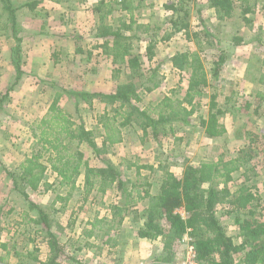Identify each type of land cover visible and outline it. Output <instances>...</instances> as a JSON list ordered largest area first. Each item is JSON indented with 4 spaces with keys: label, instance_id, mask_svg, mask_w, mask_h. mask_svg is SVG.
I'll list each match as a JSON object with an SVG mask.
<instances>
[{
    "label": "rangeland",
    "instance_id": "rangeland-1",
    "mask_svg": "<svg viewBox=\"0 0 264 264\" xmlns=\"http://www.w3.org/2000/svg\"><path fill=\"white\" fill-rule=\"evenodd\" d=\"M13 4L19 9L23 8V5L30 0H11ZM78 1V0H75ZM154 1V0H153ZM244 3L240 2L236 8L234 15L231 19L227 21L217 22L215 17L210 13L208 7L210 8L207 0H157V2H152L150 0H141L139 1L140 13L138 14L137 21L138 24H149L151 26L160 27L161 30L158 32V39L154 49L155 58L152 62L149 61L147 56V42L139 41L132 38L130 40L132 45L133 53L140 57L142 64V72L146 75H149V72H154L155 68L160 66V71L157 69L160 78H163L162 87L166 86L165 93L166 97H172L174 94L170 93L174 87L176 91H181L180 93H175L176 97L183 98L182 94V83L187 86V82L181 80L179 85L180 78L170 77L167 81L165 74H168L170 66L168 60L173 52L178 51H197L200 53L203 61L205 62L206 68L209 72L212 71L213 61L215 56L218 53V47L222 45L227 50V58L231 59L233 55V50L229 48L233 37H241L247 41L254 40L257 43V55L255 62L253 64L252 70L249 69L248 75L252 71V76L264 81V0H243ZM257 1V3H256ZM82 2V1H81ZM32 3V2H30ZM89 3V1L87 2ZM87 3H83L85 8ZM153 3V5H152ZM254 11L251 14L246 16L243 15V11L247 5H253ZM48 8H41L40 15L30 14L27 9H21L20 18L21 22H24V26L27 28L30 27V30L20 31V36L26 37L29 41L28 44L24 46L23 58L25 59V68L30 72L36 71L35 66L43 65L46 66L48 60L51 58L52 64L48 70L49 76L45 78H40L37 76H30L25 83H23V88L36 89L34 95L31 96V101L41 98L43 106H41V111L43 110L44 105H48V102H51L54 99L55 93H61L62 99L61 104L63 110L66 111L71 117L76 119H82L86 128H92V131L98 132L96 135V142L100 144L99 131L96 129L95 124V115L97 114L99 121V116L102 115V109L104 108L102 101L100 99L92 100V105L95 103V108L90 107V100L87 98L76 99L74 93H113L117 87L125 83L128 79L126 73L124 74H115V67L110 62L107 63L106 59H102V52L99 49V45L96 44L95 33H93L92 27H94V22L98 18H93L91 13L82 12L81 14H74V0H65L62 5L54 3V5L49 4ZM56 5V6H55ZM134 6L136 4H133ZM162 5L164 7H162ZM174 6L177 11L170 10L167 7ZM25 8V7H24ZM167 8V9H166ZM3 14L2 4L0 2V15ZM187 14V17H186ZM178 21L182 18L181 24H188L192 33H200L203 30L204 26L209 27L210 31L213 32V40H211L216 47L211 44L200 46L201 42H198L197 37L191 38L189 40L185 35L186 31L182 32H173L171 26V17H175ZM124 17V16H123ZM122 15L116 13L109 18V23L114 27H118L120 21H123L124 18ZM246 17L250 23H246L244 18ZM6 14L0 23V27H3V24L7 21ZM197 28V30H194ZM155 28H152V31ZM37 31L39 34H36ZM143 29H137L135 33L124 32L128 36L132 37L135 34H142ZM36 34V35H34ZM167 35H170L171 38L166 39ZM193 37V36H191ZM187 41H186V40ZM43 42L39 44V48L34 50L31 42ZM199 41H201L199 39ZM11 42L14 44L12 39L11 32H6L5 30L0 31V100L6 90L15 82V71L11 65ZM161 42V44H158ZM190 42L191 44H187ZM218 42V43H217ZM76 44V48L74 47ZM86 49V54H78L77 60H74V49L78 50L80 48ZM33 51H36V58L33 57ZM98 51V52H97ZM100 52V53H101ZM103 53V52H102ZM243 69V68H242ZM224 70V69H223ZM229 74V73H228ZM227 74V75H228ZM182 79V77H181ZM226 82L214 81L212 77V88H208V95L201 100V104L196 108V114L190 119L191 122L189 125L176 124L175 130L176 134L168 137H172L171 141L167 140V143L163 142L159 145V152L157 156L160 159H166L167 155L172 156L168 158L171 159V162L178 163L181 165V169L178 173L184 172L185 168L190 166V161L194 157V145L196 143L193 139L197 138L198 142L203 140V143L206 141L204 137H209L205 133L200 125L201 118H209V105H210V95L216 93L219 89L223 90L226 93L219 95V102L222 103L224 107L225 114L219 116V124L223 126L225 133L220 136H216V142L212 144H204L206 148L203 152L206 153V157L211 159H217L220 155L225 157H234L237 155L238 151L245 146V140L243 138H238L239 132L245 133L246 131H252L259 133L260 137L257 142L258 146L264 141V103L255 97V93L262 90L264 92V84L261 87H257L248 92H245V88L236 87L235 91L238 93H228V90L231 89L233 83L232 80H226ZM46 82L47 84H45ZM138 82V81H137ZM140 86L141 83L138 82ZM170 85V86H169ZM215 86V87H214ZM42 87L46 88V95L42 94ZM260 89V90H259ZM88 91V92H87ZM141 93V103L139 106L150 113L151 116L156 117L154 112L156 104H152L156 99L150 100L145 98L144 92ZM169 94V95H168ZM174 95V96H175ZM27 98V95L23 96L18 93V90L12 91L9 98L0 103V108L5 109V111H0V241L6 239L10 234L12 237L13 233L15 234L14 238L17 244L20 246L29 245L30 241L33 246L38 247L47 237L46 233L41 232L40 228H33L32 223H30V215L18 216V214L24 215L23 213H29L30 202L35 200L37 202L45 201L48 204L47 211L52 217V229L58 234L59 238H63L65 241H72L68 246L69 250L73 248L74 256L67 254L65 252V257L63 258V263L66 261V264H72L68 259L73 258L74 264H92L93 256L89 255L86 252V256L80 255L79 251L81 249H86V251H91V244L87 242H75L71 239L70 231L74 227V215L79 213L76 217L81 218V223H85L86 219H90L88 216L93 210V207L88 206L87 208H82L81 211L74 210V203L76 199L80 200L82 196L77 193L74 194V175L71 174V177L66 180L67 186L61 187V179L58 178V183L50 191L47 188L40 190V193H34L31 191L30 195L26 190L28 198L26 199L20 191H14L12 180L10 178V173L19 172V168L16 169V166L20 164V161L23 159L21 156L24 153H40L45 155L42 160L44 163L47 162V158L50 153L43 151L42 147L36 143V138L34 137V126H29L26 124L29 120H26L28 115H34L33 105L29 104L24 108L22 106ZM165 98V97H164ZM229 101V102H228ZM26 103V102H25ZM226 103V104H225ZM250 106H247V105ZM77 105V106H76ZM227 105V107H226ZM32 108V110H27V107ZM100 110H94L98 109ZM111 107V106H110ZM259 108L258 114H255L254 111ZM227 109V110H225ZM94 110V111H92ZM27 111V114L25 113ZM101 113V115H99ZM99 115V116H98ZM32 119V118H30ZM37 126V125H36ZM135 132L131 133V141L136 144V147H132V158L127 159L125 167H128L129 163H134L136 159L139 160L138 155L135 156L134 152L139 153L141 144L146 148V153L149 152L152 145L150 142L145 143L144 138L141 137L143 134L142 130L138 127H135V124L131 125ZM139 133V134H138ZM174 137H180L182 139L185 137L189 143H191V152H188L186 156L185 152H181L180 144ZM98 140V141H97ZM143 140V141H142ZM199 144V143H197ZM101 145V144H100ZM188 145V144H187ZM167 147V152L163 149ZM170 147V148H169ZM87 148V157L89 162L93 167L103 166V162H106V158L112 160V157H108L106 154L101 156L94 154L91 148L87 144L81 146V150ZM137 148V149H136ZM148 150V151H147ZM19 152V153H18ZM84 152V151H83ZM14 153L17 154L14 155ZM84 153V154H85ZM126 154V152H124ZM74 154V145L71 150L67 152V155ZM115 155V154H113ZM117 163H119V157L113 156ZM147 154L146 158H141V162H147L149 159ZM197 161H201V158L194 157ZM70 162L74 161V158L69 159ZM124 161V160H123ZM194 161V160H193ZM133 178L134 176L131 175ZM126 177V176H125ZM124 182L127 183V186L130 185L131 179L125 178ZM80 178V177H79ZM78 178V180H79ZM48 179H55L51 176H48ZM135 180V178H134ZM73 187V189H72ZM22 190L23 186L20 187ZM222 188V187H221ZM249 190L256 198L257 201L253 203L254 207L251 208L254 213L251 217L247 215V212L244 211L240 218L245 219L249 218L253 220H263L264 219V161L261 155L257 156L250 165L245 169H242L240 172L234 174V181L231 182L227 189V193H222L220 196V203L217 206V216L225 228L226 232L230 237L233 238L236 245H240L243 242V239L240 237L239 228L235 222V214H228L230 207L228 201L232 200L242 189ZM28 191V192H27ZM86 193V192H85ZM71 194V195H70ZM100 194V193H97ZM70 195V200L64 202L60 201L59 206L54 208L51 205L52 201L55 200L58 196L62 198H67ZM91 195V196H90ZM89 196L91 199L96 200L100 203L101 195L95 196V192H91ZM42 196V197H41ZM75 198V199H74ZM70 202V203H69ZM33 203V202H32ZM35 203V202H34ZM98 206V205H97ZM101 208V206H98ZM15 210V213L8 214L9 211ZM32 215H36L35 211L31 212ZM54 217V218H53ZM21 220H23L21 222ZM80 226V225H79ZM136 229L138 230L142 226V221L139 220L135 223ZM100 232L104 231V225L101 226ZM73 228V229H72ZM36 229H39L40 232L36 233ZM81 228L77 227V230ZM17 230V232H13ZM80 230L78 232H80ZM39 237V239H37ZM67 238V239H66ZM104 239L100 240V246L98 248L99 252L102 253L103 247L101 242ZM75 243V244H74ZM35 244V246H34ZM164 251L160 252V249L153 250L149 246L142 247V252L139 253L138 261L136 264H177L184 258V248L181 244V240L176 241L172 245L164 243ZM167 246V250H166ZM71 253V251H68ZM78 252V253H77ZM91 253H93L91 251ZM238 260L241 258V255H237ZM32 263V262H31Z\"/></svg>",
    "mask_w": 264,
    "mask_h": 264
},
{
    "label": "trees",
    "instance_id": "trees-1",
    "mask_svg": "<svg viewBox=\"0 0 264 264\" xmlns=\"http://www.w3.org/2000/svg\"><path fill=\"white\" fill-rule=\"evenodd\" d=\"M0 2L3 10V14L0 15V23L4 14L7 18L3 27H0V31L11 32L15 41V45L11 48L10 58L15 71V82L1 97L0 103H2L10 97L12 91L23 79L25 72L23 68V40L19 36L18 9L11 0H0ZM207 2L216 11L221 22L231 19L240 2L244 3L243 0H207ZM256 3L247 5L243 15L253 13ZM37 5L38 2H33L28 4V7L34 10ZM167 8L177 11L174 6ZM118 10L128 12L130 18L128 22L121 21L120 27H113L109 23V18ZM135 10L137 9L133 5V0H111L108 3L102 1L94 9L98 16L95 37L103 41L99 48L104 56L117 67L115 74L126 73L128 77L125 83L119 85L110 94L74 93L76 99L87 98L90 100V106L92 100L100 99L113 108L111 114L106 112L99 117V126L104 131L100 133L101 146L96 142L98 132L87 130L83 121H80L79 124L73 121L72 117L58 105L62 99L61 93L55 95L50 108V117L39 121L33 129L36 143L42 147L43 151L50 153L47 162L61 179V187L67 186L66 180L71 177V174L76 177L74 184L80 176H84L86 196L93 191L104 195L114 185H117L126 200L125 206L134 204L135 199L132 198V193L118 168L108 161L103 162L102 167H93L85 159V154L80 149L81 146L87 144L98 156L106 154L109 148L122 142V129L132 124L140 128L144 136L150 133L157 142L175 135L176 124L189 125L190 119L197 112L196 108L201 104L200 99L208 95V88H212L209 74L211 73L213 79L218 81L220 73L227 64V50L222 45L218 47L211 72L207 70L199 52H178L171 58V62L173 68L182 75V80L187 82V91L183 98L173 95L162 99L154 110L156 117L151 116L148 111L139 106L141 103L139 90L150 93L162 86L163 78H160L157 73V69L159 71L161 69V64L155 68L154 72H149V75L143 73L140 57L133 53L130 40L134 38L148 42L147 56L152 62L155 58L154 49L161 28L150 24H138L134 15ZM244 20L246 23H250L246 17ZM181 23L182 18L178 21L171 20L174 33L186 31L187 38L191 40V38L197 37L196 40L201 42L200 46L211 44L216 47V44L211 41L214 35L209 27L204 26L200 33L191 35L190 26ZM153 27L155 30L152 31ZM137 29L144 31L142 34H135L132 37L124 33H135ZM169 38L171 36L167 35L166 39ZM242 44L243 38L233 37L229 45L237 47ZM77 52L81 53L80 49ZM137 81L141 83L140 86ZM254 96L264 103V92H257ZM217 99L216 93L210 95L209 118L200 119V125L209 137L225 133L218 119L226 111L219 108ZM3 110L5 111L0 108V111ZM259 110L257 108L254 111L255 114H258ZM238 134L240 136L238 138L245 140V146L238 151L236 156L227 158L220 155L217 159L202 162L198 167L190 165L185 168L180 177L165 171L160 189L152 195L148 192L145 193V197L149 199V205L141 214L142 226L138 231V236L141 239L149 241L162 239L166 245L167 243L172 245L188 235L192 239L198 260L202 264H264V219L252 221L249 218H240L244 211H248L247 215L250 217L254 214L251 208L254 207L253 203L257 201V198L244 188L232 200L228 201L230 207L228 214L236 215L235 222L239 228L240 237L243 239L240 245L235 244L217 216L220 196L222 193L229 195L227 186L234 181V174L245 169L259 155L264 161V141L259 146V142H257L262 136L252 131L239 132ZM73 145L74 154L68 156L67 152ZM44 156L41 152L34 153L21 164L19 172L10 173L14 191H20L26 199L28 198L25 192L27 189L37 191L42 183L47 189L52 187L46 183L47 167L41 161ZM71 158H74L73 162L69 161ZM21 186L24 187L23 190L20 188ZM70 195L66 199H69ZM57 199L65 200L59 196ZM29 206L38 215L37 219H30L33 228H40V231L47 235L46 241L50 257L45 264H62L61 260L65 257V251L59 238L52 231V220L48 211L32 202ZM112 210L114 211L113 216L117 217L122 214L121 208L114 207ZM104 223L105 220L96 221L88 236H93L95 234L93 231L98 227L101 230ZM119 224H122V221ZM36 230V233L40 232L39 229ZM108 241L111 240L108 239ZM1 246L6 249V245ZM237 255H241L239 260L236 258ZM165 262L168 264L169 261Z\"/></svg>",
    "mask_w": 264,
    "mask_h": 264
},
{
    "label": "crops",
    "instance_id": "crops-1",
    "mask_svg": "<svg viewBox=\"0 0 264 264\" xmlns=\"http://www.w3.org/2000/svg\"><path fill=\"white\" fill-rule=\"evenodd\" d=\"M63 1L65 2V0H30L29 2L25 3L23 5V8H17L15 5V7L18 9V26H19V30L23 31V30H30V27H26L24 26V22H21V18H20V11L21 9H27L30 14H34V15H40L41 14V8H48L49 4L54 5V3L60 4L62 5ZM82 1V2H81ZM89 1V3H87ZM102 1L105 2H110L111 0H78L75 1L74 0V14H81L82 12H86V13H91V15L93 16V18H98V16L95 14V7ZM139 1L141 0H133V4H136L134 7H136L137 10L134 11V15L136 17V19H138L137 15L141 14L140 13V7H139ZM152 2H157V0H150ZM30 2H38V5L36 6V8L34 10L30 9L28 7V4H30ZM83 3H87V7L85 8ZM153 5V3H152ZM56 6V5H55ZM25 7V8H24ZM162 7H164L162 5ZM167 9V8H166ZM208 10L210 11V13L215 17V19L217 20V22H221L216 14V11L214 9H212L211 7H208ZM120 14V16L122 15V17L124 18V21H129L130 15L128 14V12L124 11V10H118L115 11L114 14ZM113 14V15H114ZM112 17V16H111ZM110 17V18H111ZM175 17H171L170 20H175ZM121 22V21H120ZM222 23V22H221ZM148 24V23H147ZM150 24V23H149ZM98 25V19L97 21L94 22V27H92L93 29V33H96V28ZM112 25V24H110ZM113 26V25H112ZM114 27V26H113ZM118 27H120V24L118 25ZM194 27H190V31H192L191 29H193ZM194 30H197V28H195ZM36 34H39V32L37 31ZM34 34V35H36ZM20 36V34H19ZM23 40L22 42V47H23V51H24V46L26 44H28V40L26 39L25 35L22 37L20 36ZM186 38V35H185ZM13 39V38H12ZM186 40V39H185ZM14 41V39H13ZM94 41H96V44L99 45V47L103 44L102 40H98L97 38L94 39ZM187 41V40H186ZM187 44H191L190 42H186ZM39 44H43V42H31V45H33V49L36 50L39 48ZM147 44L149 45V43L147 42ZM158 44H161V42H159ZM15 45V41L14 44L11 42L10 45V49ZM147 45V47H148ZM74 47L76 48V44H74ZM232 49L233 50V55L231 57V59L227 58V64L226 66H224V70H222V72L220 73L219 76V80L218 82H226V80H234L233 83H231L233 86L231 87L230 90H228V93H238V91H235L236 87H241V88H245V92H248L249 90H252L255 88H257L258 86L261 87L262 84H264V81L259 80L255 77L252 76V71L251 73L248 75L249 69L252 70L253 64L255 62V59L257 57V55H255L257 53V43H255L254 40L251 41H247L246 39L243 38V44L241 46H230L228 45V50ZM100 49V48H99ZM227 49V48H226ZM78 50L74 49V60H77L76 58L78 57ZM81 53L80 54H86L89 52H86V49L84 48H80ZM98 52V51H97ZM101 52V51H100ZM98 52V54H101L100 56L103 58L102 59H106L107 63H111V60L106 58L104 56V54L101 52ZM178 52H182V51H178ZM178 52H173L170 56V59L168 60V64L170 66V69L168 71V74H165V77H167V81H169L170 77H176V78H180L179 80V85L181 84V77L182 75L180 74V72L176 69L173 68L172 62H171V58L176 55ZM33 57L36 58V51H33ZM37 59V58H36ZM264 60V59H263ZM25 62V59L23 58V63ZM52 64V60L51 58L48 60L46 66H35L34 69H36V71L34 72H30L29 70H27V68H25V63L23 65L24 68V72L25 75L23 77V79L20 81V83L18 84V86L14 89V92H16L18 90V93L21 94L23 96L27 95V98L24 100L25 102L22 103L24 106V108H26V106H28L29 104L33 105V112L35 111L34 115H28V117L26 118V120H29V122H27L26 124H28L29 126H32L33 124H35L34 126H32V128L36 127V125L38 124L39 121H41L44 118L50 117V108L51 105L54 101V99L51 102H48V105H44L43 110L41 111V106H43L44 103H42L43 101L41 100V98L39 97L38 99H35L33 101H31V94L34 95L35 89L29 88H23V83H25V81L30 77V76H37L40 78H47L49 76L48 74V70L50 69V65ZM112 64V63H111ZM264 64V61H263ZM243 68V69H242ZM264 72V70H263ZM229 73V74H228ZM228 74V75H227ZM209 79L210 81H212V77L213 75L210 73L209 74ZM169 78V79H168ZM185 81V80H184ZM215 81V80H214ZM186 82V81H185ZM216 82V81H215ZM45 84H47L46 82H44ZM166 86H160L159 88L153 90L150 93H144V97L150 100L156 99L152 104H158V102H160L162 99H164V97H166L164 94L165 93V89ZM170 86V85H169ZM215 87V86H214ZM173 88V90L170 91V93H173L175 95V93H180L181 91H176L174 89V87H170ZM182 94L183 96L185 95L186 91H187V86L185 87V84L182 83ZM224 90V89H223ZM223 90H218L216 92V94L221 96V94L226 93ZM260 90V89H259ZM42 94L46 95L47 90L46 88L42 87ZM88 92V91H87ZM258 92H263L262 90L258 91ZM58 93V92H57ZM106 93V92H105ZM209 93V91H208ZM56 95V93H55ZM54 95V98H55ZM169 95V94H168ZM42 101V102H41ZM217 102L219 103V108L224 110V107H222V103L219 102V100L217 99ZM104 108L102 109V115L104 113H112V107L108 106L107 104H105L104 102H102ZM226 104V103H225ZM62 109V104L61 101L58 104ZM77 106V105H76ZM90 107L95 108V103L93 105H91ZM227 107V105H226ZM98 109H94V110H100V108L97 106ZM27 110H32L31 106L27 107ZM92 110V111H94ZM65 111V110H64ZM66 112V111H65ZM95 112V111H94ZM25 113L27 114V111H25ZM101 115V113L99 114ZM98 115V116H99ZM95 117V124H96V129L100 132L103 133L104 131L102 130V128H100L99 126V121L97 114L94 116ZM100 117V116H99ZM32 118V119H30ZM205 118V117H204ZM72 120L75 121L76 123H80V121H83L82 119H76L72 117ZM87 130L92 131V128H87ZM135 132V129L130 125L124 129H122V142H120L119 144H116L114 146H112L111 148L108 149V152L106 153V155L109 157H112V160L109 158H106V160H108V162H111L113 165H115L118 170L120 171V173L122 174V178L124 180V177L126 176L127 178L131 179V183L128 186L129 191H131L132 193V198L135 199L134 204H130L128 206H125L126 204V200L124 198V196H122V194L120 193V191L117 188V185H114V187L110 190H108L104 195L102 194H97V191H93L95 192V196L97 195H101V199H100V203L96 202V200L91 199V195H87L85 193V181H84V176H80L79 180H77V182L74 184V194L76 195V191L78 194H80L82 196V198L80 200L76 199L75 203H74V210L76 211H81L82 208H87L88 206L91 205V207H93V210H91L90 214L88 215L90 217V219H86L85 223H81V218L79 219V217H76L79 213H75L74 215V229L73 231L71 230V239H73V241L75 240V242H87L89 244H91V248H92V252L91 251H86V249H81L79 251L80 255H85L86 256V252L89 253V255H94L93 256V263L92 264H136L138 261V256L139 253L142 252V247L145 246H149L151 248H153V250H157L158 248L160 249L159 253L164 251V241L162 239H158L156 241H149V240H144L141 239L138 236V230L136 229L135 223H137V221L141 220L142 221V217L141 214L143 212V210L149 205V199L147 197H145V193H149V194H155L161 187L163 180H164V175H165V171H169L170 173L174 174L177 177H180L183 172L178 173L179 170H182L180 167L181 165L178 164L177 162H171V159H169V156H172L173 151H170L171 154L167 155L168 157H166V159H160L157 154H158V150H159V145L158 144H162L163 142L167 143L168 141L172 140V137H166L160 140V142H157L150 133H148L147 136H144V134L141 135L142 138H144L143 140L145 141V143L150 142L152 145V148H150L149 152L146 153V148L143 144H141V148L139 153H135L134 152V159L135 156L138 155V159H136V161L134 163H129L128 167H125V164H123L124 162L127 163V159L132 158V152L131 150L133 149L132 147H136V144L134 145V143L131 141V133ZM99 133V135H101ZM139 134V133H138ZM100 140V144L102 143V138L99 137ZM216 138L217 137H204V140L206 141L205 143H203V140L201 139V141L198 142L197 138H194L193 141L191 143H196L194 145V157L197 158H201V161H198L197 163L195 161H197L196 159H192V161H190V165L198 167L202 162L204 161H208L209 158L206 157V153H204L203 151L206 149L204 148V144H212L213 142H216ZM175 140H177L180 144V149L181 152H185L186 156H188V152H191V143L188 142V140L183 137L182 139H180V137H174ZM142 140V141H143ZM98 141V140H97ZM199 143V144H197ZM100 144H98L99 146H101ZM188 144V145H187ZM170 148V147H169ZM137 149V148H136ZM87 148H85L82 151L87 152ZM92 150V149H91ZM165 152H167V147H165L163 149ZM148 151V150H147ZM93 152V150H92ZM126 152V154L124 153ZM19 153V152H18ZM94 153V152H93ZM17 153H14V155ZM115 154V155H113ZM147 154L149 155V159H147V162H141V158H146ZM33 154L31 153H24L21 158H23L20 161V164L16 166V169L20 168L21 164L26 160V158L31 157ZM17 156H19V154H17ZM116 158L119 157V163H117L116 161H114V157ZM141 157V158H140ZM45 158V157H44ZM43 158V159H44ZM42 159V160H43ZM85 159L88 160L89 158L87 157V154L85 153ZM41 160V161H42ZM124 160V161H123ZM194 160V161H193ZM89 161V160H88ZM42 163L47 167V171H46V183L50 186H52L50 189H53L54 186H56V184L58 183V175L55 171L52 170V172H50L51 166L48 163H44L42 161ZM97 167H102L97 165ZM183 171V170H182ZM133 175L134 178L131 176ZM48 176H52L55 181H53V179H48ZM125 177V178H126ZM45 186L42 183V185H40V187L38 188L37 191H33L30 190L28 192V194L30 195L31 191L34 193H40L39 191L44 189ZM50 189H48L50 191ZM42 197V196H41ZM145 197V198H144ZM75 199V198H74ZM70 200L69 199H65L64 202H67ZM32 202L42 208L47 209L48 204L45 203V201H35L32 200ZM60 201L56 198L55 200L52 201L51 205L54 208H57L59 206ZM70 203V202H69ZM101 206V208H99L98 206ZM114 207L117 208H121L122 209V214L120 216H113L114 211L112 210ZM31 210V209H30ZM34 210H31V212ZM15 213V210H11L9 211L8 214L11 213ZM31 212H27V213H23L24 215L18 214V216H28L30 215L29 219H37L38 215L36 212V215H32ZM182 214H184V212L182 211ZM50 215V214H49ZM51 217V215H50ZM54 218V217H53ZM52 220V217H51ZM100 221V220H105L104 223V231L100 232V227L99 229H95L93 232L95 234H93V236H88V234L92 231V225L96 222V221ZM23 220H21L22 222ZM122 221V224H119V222ZM80 225V226H79ZM77 227L81 228L77 230ZM80 230V232H78ZM52 231L55 233V231L52 229ZM13 232H17V230H14ZM55 235L59 238L58 234L55 233ZM15 234L13 233L12 237L10 236V234L7 236L6 239H3L0 241V264H45L48 260V258L50 257V251L49 248L47 246V239L45 238L43 243L41 245H39L38 247H32L33 245L30 241L29 245L25 246H20L21 244H17L15 238H14ZM67 239V238H66ZM104 239L103 242H101V245L103 247L102 253L99 252L98 248L100 246V240ZM108 239H110L111 241L109 242ZM64 251L67 254H70L72 256H74V250L73 248L71 250H69L68 246L72 243V241H70V239L68 241H65L62 237L59 238ZM75 244V243H74ZM1 245H6V249H3ZM35 246V244H34ZM68 251H71V253H69ZM78 253V252H77ZM36 257V259L34 260V258ZM68 261H70V263L74 264V259L70 258L68 259ZM32 262V263H31ZM62 264H66V261L61 260Z\"/></svg>",
    "mask_w": 264,
    "mask_h": 264
},
{
    "label": "built area",
    "instance_id": "built-area-1",
    "mask_svg": "<svg viewBox=\"0 0 264 264\" xmlns=\"http://www.w3.org/2000/svg\"><path fill=\"white\" fill-rule=\"evenodd\" d=\"M50 172H52V169H50ZM37 239H39V237H37ZM181 244L184 248L185 254H184V258L182 259V261H180L177 264H202L198 260L196 248L192 242V239L188 235H185L182 238Z\"/></svg>",
    "mask_w": 264,
    "mask_h": 264
}]
</instances>
